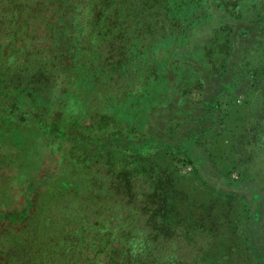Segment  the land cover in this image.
I'll list each match as a JSON object with an SVG mask.
<instances>
[{"label": "rangeland", "instance_id": "rangeland-1", "mask_svg": "<svg viewBox=\"0 0 264 264\" xmlns=\"http://www.w3.org/2000/svg\"><path fill=\"white\" fill-rule=\"evenodd\" d=\"M259 4L263 14L264 0ZM256 11L242 14L254 18ZM206 20L210 25L184 29L186 39L178 42L145 34L126 59L109 61L101 53L95 60L99 70L87 72L76 89L24 80V92L16 90L13 97L45 121L21 114L25 122L15 118L18 113L0 111V153L15 157L21 178L53 173L40 188L41 203L94 194L99 204L107 200L113 208L130 209L142 222L149 216L139 217L137 211H157L154 219L174 229L159 236L166 242L162 254L176 257L175 264H264L257 261L258 254L264 259V249L259 252L264 246V149L258 144L264 126V46L256 55L248 50L264 39V29L253 25L223 71L222 48L215 43L224 33L211 42V32L225 27V21L219 14ZM243 57L248 78L236 65ZM210 70H218L223 84L239 91L221 92L217 108L204 110L200 102L216 95L213 77L203 73ZM199 97L198 107L186 106ZM114 200L118 204H111ZM13 203L0 199V204ZM143 225V235L156 234Z\"/></svg>", "mask_w": 264, "mask_h": 264}, {"label": "trees", "instance_id": "trees-1", "mask_svg": "<svg viewBox=\"0 0 264 264\" xmlns=\"http://www.w3.org/2000/svg\"><path fill=\"white\" fill-rule=\"evenodd\" d=\"M259 1L0 0V111L13 117L18 113L19 117L15 118L25 122L21 114L45 121L34 111L22 109L18 96L13 97L16 90L18 94L24 92V80L46 86L51 83L60 87L59 90L66 85L76 89L87 72L99 70L95 60L102 58V54L109 61L115 57L129 58L134 43L143 42L145 34L157 33L161 40L178 42L181 37L186 39L184 29L210 25L206 18H212L213 14H219L221 21H225V27L213 28L211 32V42L224 33L215 46L222 48L225 71L234 61L236 43L252 34L253 25L264 29ZM243 8H246L244 12ZM251 8L257 10L254 18H244L242 13ZM260 45L264 46V39L253 41L249 53L253 51L256 55ZM244 60L245 57L241 58L236 65L241 69L239 75L248 78ZM203 73L213 77L216 95L200 102L201 109L207 110L208 106L216 109L215 101L221 92L239 91L223 84L218 70ZM200 81L202 94L204 88ZM199 100L200 97L186 106L194 109ZM192 109L183 111L191 113ZM260 129L258 144L264 149V126ZM18 172L15 157L0 153V199L9 197L14 201L12 206L0 204V264H175L176 257L162 254L161 247L166 242L159 236L165 232L169 235L174 229L154 219L157 211L147 208L137 211L139 217L149 216L148 220L142 217L145 225L157 234L143 235L144 222L132 217L130 209L113 208L106 204L107 200L99 204L94 194L65 196L41 203L40 188L45 187L48 176L53 173L28 180ZM17 175L19 182L15 184ZM10 181V188H5L4 184ZM171 205L168 212L173 211ZM260 249L262 252L264 246ZM263 260L258 254L257 261L264 263Z\"/></svg>", "mask_w": 264, "mask_h": 264}]
</instances>
